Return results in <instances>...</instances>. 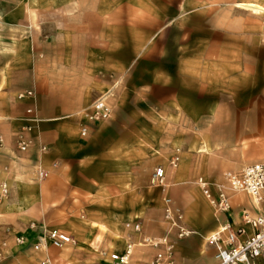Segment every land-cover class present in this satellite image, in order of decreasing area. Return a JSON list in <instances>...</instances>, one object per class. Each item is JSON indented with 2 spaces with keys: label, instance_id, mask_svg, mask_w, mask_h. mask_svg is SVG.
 Here are the masks:
<instances>
[{
  "label": "crops",
  "instance_id": "1",
  "mask_svg": "<svg viewBox=\"0 0 264 264\" xmlns=\"http://www.w3.org/2000/svg\"><path fill=\"white\" fill-rule=\"evenodd\" d=\"M257 2L260 1H242L238 4L254 3L264 8ZM118 7L117 0L0 1V177L4 173L3 167L7 169L17 166L18 171L24 173L17 180L13 178V174L7 177L9 181L13 180L11 184H15L13 191L17 189L16 203L13 204L15 209L6 210L8 201H4L0 204L4 210L0 215L20 223L19 227L24 226L21 233L14 235L13 241L16 236H23L25 242H15L18 246L14 250L32 251L36 262L48 258L51 264H86L91 263L94 258L96 264H112L108 258L109 253L122 250L126 243H131L129 263L152 264L156 253L163 251L162 245L147 248L149 246L142 239L149 236L143 230L138 232L133 229V224L136 221L139 223V220L126 224L128 230H125L124 226H120L119 220L113 218L114 214H105V204L88 200L89 208L85 210L84 220L71 217L67 210L66 202L76 197L75 194L80 196L78 191L83 192L86 199H90L89 196L106 189H137V184L133 181V176L137 173V154L128 146L122 148L121 132L115 129L118 119L113 117L110 121L91 124L89 133L80 136L84 116L79 113L87 111L97 97L109 91L113 98H109L107 102L113 107L115 114L121 110L154 111L158 107L151 103L145 104L143 108L137 107V88H148L147 94L144 92L145 99L152 97L149 89L154 86L166 89L168 94L170 92L171 82L167 79L157 81L152 69L146 65L151 61L152 45L146 43V39L141 45L135 42L134 36L129 37V42L121 39L122 28L151 31L146 22L148 17L139 12H133L131 16L129 10H126L122 22ZM138 10L144 12L146 9L142 7ZM122 23H125L123 27ZM124 51L126 52L123 53ZM143 71L146 81L141 83L137 74ZM161 75L159 72L158 76ZM25 80L29 82L26 83ZM28 87H34L36 91L35 102L29 97L18 98V94L28 90ZM53 93L64 95L66 104H53L50 99ZM42 96H48V113L39 115L41 120L37 123V131L33 129L32 137L27 132L29 147L22 151L17 146L18 132H22L25 125L20 122L21 117L24 116V111L35 106L34 103L40 104ZM26 124L34 126L36 122ZM127 133L129 141L130 135ZM38 142L46 145L47 151L38 150ZM201 147L203 151L206 145ZM179 158L181 159L180 154ZM185 161L184 156L182 163ZM76 163L81 166L75 169L73 165ZM40 167L49 171L48 177L39 184L30 183L37 179L35 170ZM164 169V178L168 175L170 177V173L172 177L176 174L177 177L181 176L180 168L175 172L166 166ZM109 175L124 178L120 183L114 182L113 187L106 188L109 183L105 176ZM194 177V180L202 177L209 181L201 172H197ZM186 178L187 173L183 171V176L177 180ZM234 191L226 187L229 199L231 193L235 195L231 197V209L228 213L215 211L217 220L198 190L187 192L192 203L189 211H193L195 216L186 217V225L198 230L203 237L214 233L218 222L230 221L236 226H243L246 233L250 234L253 229L242 222V215L248 213L255 216L260 212L259 206L251 198H247L245 193ZM197 208L201 211L198 215ZM43 217L49 228H58L69 234L75 243L55 248L45 241L42 247L35 248L37 233L29 229L28 224L29 221H37ZM192 218L193 223L190 222ZM116 240L120 242L119 245H116ZM179 244V254L184 261L196 257L197 262L215 264L214 248L204 246L197 237L186 238ZM80 256L89 259L81 262L78 259ZM176 262L178 263V257ZM254 264H264V257L256 259Z\"/></svg>",
  "mask_w": 264,
  "mask_h": 264
},
{
  "label": "rangeland",
  "instance_id": "2",
  "mask_svg": "<svg viewBox=\"0 0 264 264\" xmlns=\"http://www.w3.org/2000/svg\"><path fill=\"white\" fill-rule=\"evenodd\" d=\"M117 1L122 22L126 10H129L131 16L133 12H139L145 13L148 17L146 22L151 31L139 28L130 31L122 28L121 39L129 42V37L134 36L135 42L142 45L146 39V43L152 45L151 61L146 65L152 69L153 77L157 81L167 79L171 82L170 92L168 94L166 89L154 86L149 89L152 97L145 99L144 92L147 94L148 88H137L141 102H138L137 107L143 108L145 104L151 103L158 107L154 111L121 110L115 114L110 105V116L104 122L112 120L113 117L118 119L115 129L121 132L122 148L128 146L137 154V173L133 176L137 189L124 191L106 189L102 193L89 196L90 199H86V195L78 191L80 196L75 194L76 197L66 202L68 214L84 220L85 210L89 208L88 200H95L105 204V214H114L113 218H117L125 230H128L126 224L132 220H139L138 232L143 230L150 238L167 234L173 245L172 264L186 262L204 264L197 262L196 257L184 261L179 254V243L192 236L197 237L204 246H211L207 243V237L211 233L202 237L198 230L186 225V217L195 216L193 211H189L192 203L186 195L192 189L199 191L216 217L215 210L194 180L195 174L201 172L211 182H224V174L227 171L237 170L248 162H264V8L259 12H253L237 5L242 1L255 0ZM259 1L257 3L264 7V0ZM142 7L146 9L144 12L138 10ZM124 25L125 23H122V27ZM129 26L133 27L130 24ZM210 70L212 72H209ZM159 72L161 76H158ZM140 74H144V71L137 74V78H140L138 80L144 83L146 75ZM25 82L28 83L29 80ZM26 91H31L32 95L29 98L35 102L34 87H28ZM102 95H105L107 100L113 98L110 91ZM64 97L53 93L50 99L53 104L64 106L66 104ZM40 101V104L34 103L35 106H32L30 112L24 111L20 122H24L25 125L19 134L26 137L29 132L32 137L33 129L37 131V123L41 120L39 115L47 114L50 105L48 96H42ZM85 111L79 114L84 116ZM34 121L37 125L26 124ZM127 132L130 135L129 141L126 138ZM202 145H206L203 151ZM37 146L38 150L47 151L43 143L38 142ZM175 152L180 154L181 159L179 158L175 167H171L170 161ZM182 156L186 157L184 164ZM78 166L81 165L76 163L73 168L76 169ZM158 166L169 167L174 172L180 168L179 177L183 176L184 171L187 178L180 181L177 180L179 179L177 174L172 177L170 173V177L166 176L162 184H156L152 176ZM3 172V176L0 177V189L5 185L7 192L0 198V204L8 201V207L5 209L13 210L17 189L13 191L15 184H11L13 180L9 181L7 177L13 174L15 176L13 178L17 180L19 175L24 173L18 171L17 166L7 169L3 167ZM48 175L49 171L46 177L31 180L30 183L39 184ZM123 178L115 175L105 176L109 183H106L108 184L106 188L113 187L114 182L120 183ZM165 183H169L168 186H164ZM234 195L231 193L229 201ZM166 198L181 215V224L191 232L188 236L178 237L177 228L170 227L165 216ZM1 211L4 210L0 207ZM200 212L197 208L196 214ZM193 220L192 218L190 222L193 223ZM19 225L21 224L13 219L0 215V264L39 262H36L34 253L30 250L23 252L14 250L18 245L16 239L13 241V237L24 228ZM220 225L221 222H218L216 231ZM43 227H49L44 217L37 221H29L28 228L37 233L35 241L43 236L41 234ZM118 241L115 242L116 245H119ZM147 245L149 246L147 248L152 247L150 244ZM177 257L178 263H175ZM78 259L82 262L89 258L80 256ZM91 261L86 264H96L94 258Z\"/></svg>",
  "mask_w": 264,
  "mask_h": 264
},
{
  "label": "built area",
  "instance_id": "3",
  "mask_svg": "<svg viewBox=\"0 0 264 264\" xmlns=\"http://www.w3.org/2000/svg\"><path fill=\"white\" fill-rule=\"evenodd\" d=\"M31 91L18 94V98L30 97ZM31 110L28 109L27 112ZM110 105L105 95L97 97L84 114V122L80 126V136L89 133L91 124L107 120L110 116ZM17 146L20 150L29 147V141L23 134L17 136ZM43 149V148H42ZM179 161V154L171 158L170 165L175 167ZM47 176V171L43 168L35 170V177L42 179ZM165 176V169L162 166L155 168L152 176L153 182L162 184ZM196 184L201 188L203 195L216 212L228 213L231 209L229 195L226 187L238 190L256 197L255 204L259 206L260 212L255 216L248 213L242 215V222L249 225L253 231L247 234L243 226H236L230 221L222 222L220 228L207 237V243L215 250L217 264H254L259 257H264V162H253L244 165L236 171H227L224 174V182H211L198 177ZM7 192L5 185L1 186L0 198ZM165 216L170 227L177 228L178 237H186L191 232L181 224V215L171 206L168 198L165 199ZM35 227V226H32ZM133 229L139 231L138 222L133 224ZM43 236L35 241V248L42 247L47 241L55 248H63L72 244V237L58 228L43 227ZM17 244H23V236H16ZM145 244L152 246H163V251L156 253L153 264H172L173 245L167 234L156 238L143 237ZM132 252V244L126 243L122 250L109 253V258L114 264H129V257ZM1 262V258H0ZM38 264H51L48 258H44Z\"/></svg>",
  "mask_w": 264,
  "mask_h": 264
},
{
  "label": "bare ground",
  "instance_id": "4",
  "mask_svg": "<svg viewBox=\"0 0 264 264\" xmlns=\"http://www.w3.org/2000/svg\"><path fill=\"white\" fill-rule=\"evenodd\" d=\"M239 6H242L243 8H247L248 10H251V11H254V12H259L262 8L260 6H258L257 4H254V3H240V4H237ZM235 193H244L242 191H234ZM246 194V193H245ZM247 195V194H246ZM249 198H251L254 202L256 201V197L255 196H252V195H248ZM221 226V225H220ZM220 228V227H219ZM216 232V231H215ZM214 232V233H215ZM214 233H211L214 234ZM258 259V258H257ZM214 260H216L215 256H214ZM215 264H217V262L215 261Z\"/></svg>",
  "mask_w": 264,
  "mask_h": 264
}]
</instances>
